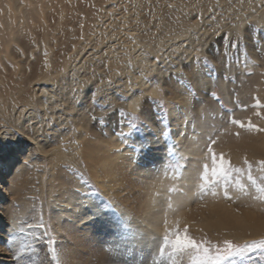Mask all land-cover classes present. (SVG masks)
Returning <instances> with one entry per match:
<instances>
[{
    "label": "rangeland",
    "instance_id": "374dc122",
    "mask_svg": "<svg viewBox=\"0 0 264 264\" xmlns=\"http://www.w3.org/2000/svg\"><path fill=\"white\" fill-rule=\"evenodd\" d=\"M0 35V93L18 90L16 103L25 108L22 119L33 116L34 124L24 134L4 123L3 129L9 131L0 135V161L14 162L8 171L0 165L2 202L8 201L19 216L15 229L19 238L1 244L0 264H64L65 251L76 252L73 259L79 264H189L187 254H173L164 246L165 229L177 220L194 238L214 243L264 238V201L254 199L257 192L246 171L231 178L227 187L231 199L224 197L223 183L203 192L200 188L204 165L211 163L209 145L235 168L246 169L247 159L257 184L264 186V169L257 164L264 160V131L231 122L264 128V49L252 43L253 35L264 42V0H0ZM140 76L157 91L144 93ZM85 83L88 89L81 88ZM178 87L185 92V106ZM93 90L96 106L90 99ZM130 92L141 95L135 109L126 106ZM257 99L259 108L253 106ZM171 105L179 107L170 115ZM183 107L189 116L175 139L174 123ZM113 109L124 111L117 114ZM81 112L77 128L74 119ZM106 113L111 115L99 119ZM118 118L137 126L127 141L114 134ZM200 118H207L206 123H189ZM56 130L60 135L54 140L67 156L54 160L51 151L44 154L36 148L29 134L43 143ZM122 130L128 132V127ZM153 136L160 140L153 141ZM192 136L202 138L196 155L189 153L196 149L188 147ZM179 146L187 153H178ZM85 147L94 149L92 161L86 159ZM25 150L26 181L13 194L8 180ZM110 154L112 168L104 175L100 164ZM159 165L177 178L197 167L190 178L192 196L183 209L186 219L175 215L165 228L154 219L144 223L140 235L156 241V249H138L135 244L128 251L121 247L131 244L124 239L130 236L128 219L143 213V182ZM237 180L247 186L246 194L236 186ZM168 190L181 192L171 184ZM84 196L89 201L83 208L91 211V201L97 200L115 225L100 214L78 220L72 205H79ZM167 205L163 202L156 210ZM120 212L126 213V220ZM248 221L257 223L255 229ZM6 227L3 223L2 231ZM46 239L56 241L58 261ZM106 247L114 248L115 254L109 255ZM262 254L264 249L256 250L251 260L237 258L234 264H260Z\"/></svg>",
    "mask_w": 264,
    "mask_h": 264
},
{
    "label": "bare ground",
    "instance_id": "6f19581e",
    "mask_svg": "<svg viewBox=\"0 0 264 264\" xmlns=\"http://www.w3.org/2000/svg\"><path fill=\"white\" fill-rule=\"evenodd\" d=\"M11 22H13V21H11ZM5 23L9 24L10 21H7ZM11 26H10V28H11ZM8 32H9V30H8ZM137 61L140 64H143L142 60H137ZM138 80H139L138 84L142 87V90L144 93H155L157 91V87L155 86V84L154 85L148 84L146 86L145 85L146 82L144 81L143 78H141V76L138 77ZM159 81H161V80H159ZM44 88L42 87L41 91L44 92ZM178 89H179L178 90L179 93H181L180 95H182V97L180 98V102H182L185 106L188 103L186 97L183 98V96H185L184 95L185 92L183 91L182 88L178 87ZM0 91H2V90H0ZM17 91H15V89H10V90H6V92L0 93V135H2L3 133H5V131L8 130V128H7L8 125L6 127L7 129H3V128H5L4 125L6 126L7 123L9 125H12L13 127H16L21 133H24V134H26L27 129L31 130V127L34 126V124H32L33 116H32V118L26 117V120L22 119L21 114H23L22 112L25 110V108H24V106H22L23 104L21 105V103H19V104H18V102L16 103ZM45 91H47V90L45 89ZM128 94L129 95L127 97L128 99L126 100V106H128L129 108L132 107L135 109L136 104H137L139 98L141 97V95L138 93H134V92H130ZM177 96H179V94H177ZM181 99H182V101H181ZM25 106H27V105H25ZM184 108L185 107H183V109H181L180 116L175 120V123H174V125H175L174 126L175 127L174 138L175 139L182 135V130L185 129V123H186L187 117L189 116V112ZM176 109L177 108L175 105H171L169 108V114L170 115L173 114ZM30 112H31V108H30ZM78 112H79V110H78ZM83 116L84 115H82V112H81V113H78V115L74 119L75 126H77V128L81 126L79 123L82 120ZM206 119L207 118H204V120H203V118H200L199 121L198 120H195V121L192 120L193 122L189 121V123H191V124L192 123L194 124L197 122H199V123L205 122L206 123ZM4 123H6V124H4ZM33 123H35V122H33ZM82 127H85V126H82ZM1 129H2V131H1ZM85 129H86V127H85ZM41 131H44V130H41ZM58 131L59 130H56V133L52 134V138L47 137L48 140L46 142H43V143L41 141H38L36 134H35L36 135L35 136V135H33V133H30L29 136H30V139L34 141V143H35L34 145L37 146L36 148H38L44 154L48 151H51L52 152V158H54V160H56L58 158L60 159L62 154L64 156H67V154H65L63 151H61L60 148L58 149V147H57L58 140H54V136L57 139L59 138L57 136V135H60V134H57ZM191 133H195V132H193V130H191ZM5 135H6V133H5ZM14 137H15V133L12 132L10 138H14ZM153 137H154L153 141L157 142L160 140L159 136H153ZM187 142L189 145L188 147H190V148L195 147L197 149V150L194 149L193 152L189 151V153L196 155L198 153V149L200 148L202 138L198 137V136L197 137L192 136V137L188 138ZM47 148H49V149L46 150ZM85 148H86L85 149L86 159L92 161L95 157L94 149H92L91 147H85ZM162 149H164V147H162ZM184 149H185L184 146H179V148L177 149V152L181 153V154L187 153V151H185ZM27 151H28V149H27ZM27 151L25 150L18 155L19 162L15 163L16 170L12 175L13 178L11 176L8 180V182L11 183L8 188L13 192V194L15 193L14 191H16V189L18 188L17 186L19 185V183L21 184L22 182L26 181V180H24V177L27 176V169H28L27 167L28 166L24 164V160H25V158L29 157V153L27 154ZM111 157H112V154L105 156L104 161H102L100 164L101 167L104 168V171H105L104 175H110L109 171L112 168L111 162L113 161ZM73 160L74 159H72V161ZM29 161H30V163H32L33 159H31ZM11 162H12V158H9V159H6L4 161H0V165H1V167L4 168V171H8L11 167ZM13 163L14 162H12V164ZM156 163H154V164H156ZM159 166L160 167L158 170H156V172L148 175V178H149L148 182H147V180L145 182H143L144 185L142 186V189H141V191L143 192V198H144L143 204H142V212L143 213H140L139 217H131L130 220L128 219V224H129L128 230H130V232H129L130 236L129 237H132L130 239L131 240L130 245L132 246V244H134L133 246H135V244H136L137 247L136 246L135 247L138 249L141 248V246L142 247L143 246L144 247L150 246L151 248H154V249H156V247H157L156 241H153L152 239L150 240L149 238L146 239L147 236L145 237L144 235H140L142 228H144V226H145L144 223L150 224V222H152V220L154 219L156 221L157 225L163 224L162 228H165L166 226L171 224V221H173L175 219V215H178V216L181 215L183 218L185 217L184 219H186V215L183 213V209L189 204V201H190L191 196H192V191L190 190V183H192L193 181L190 178L195 177V175L197 173V167H190L188 169L187 173L185 172L182 174V176L180 178H177L173 174L169 173L166 169H164L163 166H161V165H159ZM91 167H92V169H94L93 173L96 172L95 178L98 179L99 178V175H98L99 172L95 168V163H92ZM112 173H113V171H111V174ZM0 177H2V176L0 175ZM170 184L172 186H174L175 189L180 188L181 192L178 190L170 192L168 190V186ZM2 185H3L2 182H0V262L4 261V258L2 256L4 254L2 252L3 245H1V244L3 242L7 241V242H5L6 245L4 244L5 246H7L10 244L9 241L12 238H16L17 240L19 238V236L17 235L18 233L16 234V232H15V229L18 228L17 226H19L18 225L19 216H17L16 210L10 208V204L8 201H4V203L2 202V198L5 197V192H4L5 190L3 189ZM16 194H18V193H16ZM70 198L65 199L66 204L69 203ZM82 198L84 200L81 199L79 205L78 204L72 205V208L74 210L73 212H75L76 211L75 209H77V217H79L78 220L87 219L88 217L90 218L94 214L104 215L105 217H108L110 220L111 219L113 220L112 215L110 213H108L106 215V213L104 212L103 208L99 205L97 200L91 201V203H90V207L92 208L91 211L83 208L82 207L83 202L86 201V203H88L89 198H87L86 196H84ZM13 202H15V201H13ZM71 202H73V201H71ZM163 202H165V206H166V204H169V205H167L166 208H163L159 211L156 210L157 209L156 207L158 205H162ZM12 206H14V205L12 204ZM161 211H163V212H161ZM66 214H68V213H66ZM121 215H122V217H121L122 219H125L127 217L126 213H124V212H122ZM149 217H151V218H149ZM166 219H168L167 220L168 222H166ZM112 220L109 223L110 225L114 224V222H112ZM3 223L7 224L5 231H2V224ZM142 223H143V225H142ZM247 223L251 228L253 227L254 229H255L254 226L257 225V223L254 221H248ZM220 224H223L222 219L220 221ZM234 225H236L238 227L239 224H234ZM152 226L154 227L155 225H152ZM219 226H227V224L226 225H219ZM116 230H120V229H116ZM147 235H149V233H147ZM137 243H139V244H137Z\"/></svg>",
    "mask_w": 264,
    "mask_h": 264
},
{
    "label": "snow or ice",
    "instance_id": "6c2138e0",
    "mask_svg": "<svg viewBox=\"0 0 264 264\" xmlns=\"http://www.w3.org/2000/svg\"><path fill=\"white\" fill-rule=\"evenodd\" d=\"M252 43L253 46L264 49V42H262L258 36H252ZM231 46L235 47L236 45L232 44ZM224 55L225 57H227L228 52L225 51ZM109 83H111V81H109ZM81 88L88 89L89 85L85 83L81 86ZM212 95L215 96V93H212ZM90 99L93 103V106H96L97 101L95 90L92 91V96L90 97ZM175 106L179 107V105ZM253 106L257 108L261 107L260 101L257 99ZM113 111L119 114L124 110L113 109ZM109 115H111V113H106L104 117L99 119L106 120ZM257 115H260V113L257 112ZM97 119L98 118H96L95 116L93 117V120ZM231 122L242 128L248 127L255 128L258 131H264V128H258L257 125H254L251 122H249L247 125L236 119H232ZM115 123L117 128L114 134L117 136V138L123 137L125 141L128 140L129 136L132 135L133 130L137 127L134 123L130 124L128 122L122 121L119 118ZM123 127H128V132H124L122 130ZM139 147L142 149L143 145H140ZM208 152L211 157V163L204 165V171L201 174V180L203 183L200 185V188L202 192L206 191L210 187H213L217 183H223L224 197L226 199H231V196L227 190L231 178L234 174H240L246 171L247 180L255 187V190L257 192V196L254 197V199L264 201V186L257 184L256 179L252 175V164L247 159H245L244 161L246 169L235 168L232 166L231 161L225 158L223 153H220L219 156H217V154L213 151L211 145H209ZM257 164H259L261 168L264 169V160L257 161ZM236 186L241 192L246 194V185L240 183V181L237 180ZM31 227L32 225H29V228ZM21 231H23V229H21ZM131 238L132 237H125L124 239L127 240ZM163 242L164 246L169 247L173 254H187L190 257L189 264H234V261L237 258L240 261L251 260L252 256L250 254L256 252V250L264 249V238L253 239L245 241L243 243H234L231 240H223L221 243H214L207 238L196 239L189 234L187 225H185L183 229L180 228L178 220L174 227L165 229ZM46 243L49 246V250L52 253L53 259L58 261L61 254L57 253L54 247L56 241L54 239H46ZM164 246H162L160 249L162 255L164 253ZM121 247L128 251H131L134 246L124 244ZM105 251L108 252L109 255H114L116 250L112 247H106ZM62 255L64 258V264H71V262L79 264L78 261L73 259V257L78 255L76 252L65 251L62 253ZM259 262L260 264H264V254L260 256Z\"/></svg>",
    "mask_w": 264,
    "mask_h": 264
}]
</instances>
